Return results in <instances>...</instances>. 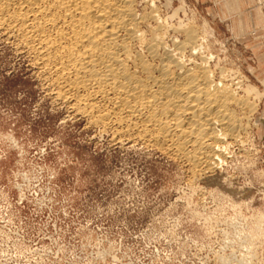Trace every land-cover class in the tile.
<instances>
[{
  "label": "rangeland",
  "instance_id": "1",
  "mask_svg": "<svg viewBox=\"0 0 264 264\" xmlns=\"http://www.w3.org/2000/svg\"><path fill=\"white\" fill-rule=\"evenodd\" d=\"M146 2L170 45L197 28L217 80L256 90L241 142L192 178L183 158L72 118L0 39V264H264V27L237 37L201 0Z\"/></svg>",
  "mask_w": 264,
  "mask_h": 264
},
{
  "label": "bare ground",
  "instance_id": "2",
  "mask_svg": "<svg viewBox=\"0 0 264 264\" xmlns=\"http://www.w3.org/2000/svg\"><path fill=\"white\" fill-rule=\"evenodd\" d=\"M146 1L0 0V39L72 118L122 148L169 151L192 178L215 173L256 112V90L230 71L217 80L197 28L183 24L184 41L170 45L168 20L138 9Z\"/></svg>",
  "mask_w": 264,
  "mask_h": 264
},
{
  "label": "crops",
  "instance_id": "3",
  "mask_svg": "<svg viewBox=\"0 0 264 264\" xmlns=\"http://www.w3.org/2000/svg\"><path fill=\"white\" fill-rule=\"evenodd\" d=\"M201 3L237 37L248 36L264 27L255 0H201Z\"/></svg>",
  "mask_w": 264,
  "mask_h": 264
},
{
  "label": "built area",
  "instance_id": "4",
  "mask_svg": "<svg viewBox=\"0 0 264 264\" xmlns=\"http://www.w3.org/2000/svg\"><path fill=\"white\" fill-rule=\"evenodd\" d=\"M259 1H260V3H261V4H263V3H264V0H259Z\"/></svg>",
  "mask_w": 264,
  "mask_h": 264
}]
</instances>
